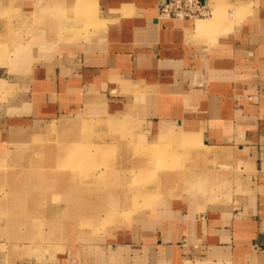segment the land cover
<instances>
[{
	"label": "crops",
	"instance_id": "obj_1",
	"mask_svg": "<svg viewBox=\"0 0 264 264\" xmlns=\"http://www.w3.org/2000/svg\"><path fill=\"white\" fill-rule=\"evenodd\" d=\"M158 1L0 0L39 39L24 91L0 116V146L101 109L137 123L147 144L172 143L179 160L178 182L164 186L176 195L115 233L85 235L48 261L0 244V264H264V0H210L200 21L158 20ZM75 125L50 132L63 140L51 159L80 150L85 132ZM12 197L0 233L40 222L17 212L29 200Z\"/></svg>",
	"mask_w": 264,
	"mask_h": 264
},
{
	"label": "rangeland",
	"instance_id": "obj_2",
	"mask_svg": "<svg viewBox=\"0 0 264 264\" xmlns=\"http://www.w3.org/2000/svg\"><path fill=\"white\" fill-rule=\"evenodd\" d=\"M29 25L0 11V116L24 91L22 77L39 58L35 55L38 35ZM63 123H75L76 132L85 135L75 157L53 160L52 148L63 140L50 131ZM141 129L110 112L90 109L43 126L31 134L29 143L0 146V214L7 215L4 201L9 196L20 195L29 201L17 212L31 211L42 222L30 221L31 225L0 233V244L11 255L48 261L64 255L83 236L115 233L151 204L175 196L174 190L164 192V186L178 182L176 175L171 179L179 171L178 151L170 142L147 144L138 133ZM35 136L43 143L34 146ZM15 151L27 152L31 158L17 161L2 156ZM11 185H26V191H8ZM34 226L41 228L39 233H34Z\"/></svg>",
	"mask_w": 264,
	"mask_h": 264
},
{
	"label": "built area",
	"instance_id": "obj_3",
	"mask_svg": "<svg viewBox=\"0 0 264 264\" xmlns=\"http://www.w3.org/2000/svg\"><path fill=\"white\" fill-rule=\"evenodd\" d=\"M212 15L210 0H159L157 19L198 21Z\"/></svg>",
	"mask_w": 264,
	"mask_h": 264
},
{
	"label": "bare ground",
	"instance_id": "obj_4",
	"mask_svg": "<svg viewBox=\"0 0 264 264\" xmlns=\"http://www.w3.org/2000/svg\"><path fill=\"white\" fill-rule=\"evenodd\" d=\"M198 21H200V20H198ZM72 126H73V125H72ZM75 126H76V125H75ZM75 126H74V127H75ZM58 127H59V126H58ZM69 129H70L69 127H61V128H60L61 131H68ZM72 131H73V130H72ZM50 132H51V131H50ZM56 134H57V132H56ZM39 140H40V139H39ZM34 146H35V145H34Z\"/></svg>",
	"mask_w": 264,
	"mask_h": 264
}]
</instances>
